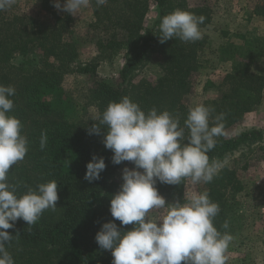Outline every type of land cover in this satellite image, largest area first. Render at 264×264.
<instances>
[{
    "label": "trees",
    "instance_id": "16d2710c",
    "mask_svg": "<svg viewBox=\"0 0 264 264\" xmlns=\"http://www.w3.org/2000/svg\"><path fill=\"white\" fill-rule=\"evenodd\" d=\"M35 1L36 11L29 12L20 0L0 11V85L15 87L16 94L10 97L14 108L9 114L21 120L22 134L29 142L25 159L10 169L8 182L17 185V194L23 195L28 188L56 180L59 201L56 211L46 210L33 226L22 219L15 222V227L7 230L13 236L7 250L15 264H112L111 251L101 249L95 237L104 223L114 220L110 202L118 193L116 176L126 165L134 164L112 163L113 153L103 144L106 126H101L104 129L100 135L89 131L94 124L99 125L110 102H119L125 96L145 112L153 107L160 112L169 111L183 126L193 108L185 100L201 69L200 54L207 39L203 36L196 42H183L174 37L162 44L159 24L164 16L181 9L203 16L200 29H204L211 22L210 11L207 6L191 7L187 0H107L102 6L91 0L94 21L90 30L97 55L81 65L72 18L57 11L55 0ZM260 2L252 15L264 17V0ZM152 7L159 10L160 16L147 28L145 22ZM239 38L242 44L228 42L220 47L222 56L233 62L231 71L219 84L209 80L205 85V89L215 88L218 92L216 98L203 103L214 109L210 126L216 116L224 114L223 135L216 137V146L208 153L210 160L225 161L243 148L264 142V132L258 129L226 136V131L259 108L264 92V74L253 70L257 43L246 36ZM122 53L121 83L114 86L99 79L98 66ZM154 61L158 69L156 80L134 83L136 73ZM74 72L92 79L82 104L63 89L65 77ZM89 109L95 115H89ZM43 131L48 139L46 148L41 150ZM94 155L105 158L107 167L101 179L89 183L84 179L86 165ZM237 163L234 159L232 165L225 164L212 182L200 185V192L207 191L219 204L214 226L222 233H230L233 240L243 220L238 196L244 185ZM186 181L180 185L157 182L156 186L166 201L182 202ZM114 222L120 226V221ZM225 222L227 229L222 227ZM132 228L128 225L121 230ZM233 240L225 264H239L232 253Z\"/></svg>",
    "mask_w": 264,
    "mask_h": 264
},
{
    "label": "clouds",
    "instance_id": "9594fccd",
    "mask_svg": "<svg viewBox=\"0 0 264 264\" xmlns=\"http://www.w3.org/2000/svg\"><path fill=\"white\" fill-rule=\"evenodd\" d=\"M97 6L107 0H95ZM16 0H0V11L11 8ZM91 0H55L58 11L73 16L88 8ZM203 16L177 9L164 16L159 24L160 43L173 38L183 42L201 39ZM14 86L0 85V264H15L7 250L13 239L8 229L22 219L29 227L35 225L46 210L56 211L58 182L41 183L18 195V187L8 182L10 169L23 161L29 151L23 124L9 113L14 108ZM210 106L198 104L189 109L181 126L178 117L155 107L145 112L138 103L125 96L110 102L100 123L89 134L100 135L106 126L103 144L113 153L112 163L132 162L125 167L120 190L111 198L113 221L104 223L95 239L99 247L109 250L112 264H225L226 253L233 236L220 232L214 220L220 212L207 191H185L183 201L166 203L157 182L180 185L190 179L193 186L210 183L225 166V161L208 155L216 146V137L223 135L224 114L215 117L210 126ZM186 130L188 135H185ZM47 132L43 131L40 148L47 146ZM186 141V142H185ZM105 158L93 156L86 165L84 179L89 183L101 179L106 170ZM142 170V171H141ZM153 209H166L159 218H152ZM120 221V226L114 221ZM133 225L128 231L124 226ZM228 228L225 222L222 226Z\"/></svg>",
    "mask_w": 264,
    "mask_h": 264
},
{
    "label": "rangeland",
    "instance_id": "374dc122",
    "mask_svg": "<svg viewBox=\"0 0 264 264\" xmlns=\"http://www.w3.org/2000/svg\"><path fill=\"white\" fill-rule=\"evenodd\" d=\"M29 12L37 10L35 0H20ZM191 7L207 6L211 15V22L201 29L202 37H206L207 43L200 54L201 69L194 77L192 92L186 97L189 107L203 104L209 99L217 97L215 88H206L207 81L212 80L219 84L222 77L229 73L232 61L228 56H222L220 47L228 42L242 44L240 36H246L257 43L256 62L253 67L255 73L264 74V17L254 16L252 12L260 0H187ZM63 3V1H61ZM261 3V2H260ZM58 11V10H57ZM61 15H69L73 20V28L79 40V64L91 62L97 55L96 48L92 42L90 24L94 21L93 11L89 5L82 9L79 15L73 16L67 12L58 11ZM252 15V16H251ZM160 13L156 7L150 10L145 26L152 27L159 19ZM263 49V50H260ZM262 51V52H261ZM256 52V53H257ZM124 64V54H120L110 62H102L97 68L99 79L118 86L121 83L120 71ZM158 75L156 62H151L147 67L136 73L134 83L142 81H154ZM92 87V79L74 72L68 74L63 83V89L74 96L80 104L83 97ZM89 115H95L93 109H89ZM258 129L264 132V92L259 108L248 114L246 118L232 129L226 131V136L235 137L243 131ZM264 142L252 148H243L234 158L225 159L226 164L232 165L234 159L238 160L240 178L244 190L238 198L241 202L240 213L243 220L241 227L233 240V254L235 262L239 264H264ZM125 167L134 168V165ZM124 167V168H125ZM123 168V169H124ZM123 169L116 176L118 191L123 183ZM142 171V170H141ZM200 184L193 186L187 179L185 191L191 193L193 190L200 192ZM166 203L170 204L169 201ZM166 213V209L151 210L150 217L159 218ZM233 261V262H234ZM244 261V263H243Z\"/></svg>",
    "mask_w": 264,
    "mask_h": 264
}]
</instances>
